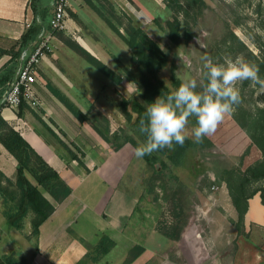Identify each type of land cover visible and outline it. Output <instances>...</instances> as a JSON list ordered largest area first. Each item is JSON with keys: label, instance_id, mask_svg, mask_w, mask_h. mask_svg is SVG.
<instances>
[{"label": "crops", "instance_id": "crops-1", "mask_svg": "<svg viewBox=\"0 0 264 264\" xmlns=\"http://www.w3.org/2000/svg\"><path fill=\"white\" fill-rule=\"evenodd\" d=\"M52 1L0 0V72L11 65L13 59L9 51L18 47L22 34L34 19L40 21L44 9H48V15L43 22L48 24ZM69 22L65 23L68 30L62 31L64 36L71 34ZM74 38L92 55L116 70L99 43H94L85 34L74 35ZM51 41V51L41 59L36 69V80L31 86L37 101L36 108L25 104L14 110L3 105L1 99L8 82L0 85V115L59 174L71 188V193L62 202L56 203L43 192L54 205V211L39 226L36 241L30 236V215L24 219L22 229L11 228L2 214L0 197V259L14 255L17 259L25 260L26 264H77L86 259L88 252L80 239L95 245L102 235L115 243L109 252L125 244V248H122L123 255H126L138 243L133 242L138 240L133 239L138 232L148 235V239L159 233L155 228L156 216L149 217L142 203L145 161L135 155V149L129 143L116 151L110 149L95 129L74 117L48 86L62 92L82 113L91 110L105 114L112 133L126 126L118 103L122 98L127 99L129 81L119 71L122 77L119 83L111 80L90 87L62 40L54 35ZM17 61L13 78L19 65ZM70 153H75L83 165ZM15 174L16 161L0 143V175L14 180ZM28 179L35 184L29 175ZM2 180L0 178L4 184ZM254 198L257 200L256 207L262 205L259 195L248 199L243 217L245 232L251 226L264 228V211L256 218L248 216L250 201ZM148 224L151 225L149 229ZM129 243H133V246H128ZM107 254L92 264H111L105 259Z\"/></svg>", "mask_w": 264, "mask_h": 264}, {"label": "rangeland", "instance_id": "rangeland-1", "mask_svg": "<svg viewBox=\"0 0 264 264\" xmlns=\"http://www.w3.org/2000/svg\"><path fill=\"white\" fill-rule=\"evenodd\" d=\"M88 1L107 15L121 32L123 28L117 21L121 25H127L130 18L134 25H139L152 40L168 51L170 61L176 66L175 75L180 81V77L188 75L197 81L199 87L204 56H209L220 64L238 56L250 64H255L257 59L264 64V49L261 48L262 45L264 47V0H203V5L197 0H180V13L168 9L163 0H69L65 23L70 21L72 24L69 27L71 34L64 36L62 31L68 30L65 28L54 31L53 36L57 39H75L74 35L81 34L89 36L94 43L101 45L116 70L106 65L118 75L121 71L122 76L127 78L121 66L130 65L128 47L99 17ZM195 7L201 13L192 26L193 37L180 46L174 45L159 25L164 27L167 20H172L177 15L182 33L183 20H191ZM65 49L75 59L90 87L111 81L69 47ZM169 67L170 64L159 73L164 80H168ZM259 70L260 76L264 78V69ZM128 81L127 99H130L137 95L139 88L134 82ZM237 87L241 106L246 109L264 106V89L260 86L244 81L238 83ZM86 113L91 120L95 117L100 125H104L102 117H106L105 114L91 110ZM234 115L235 111L225 116L231 120L232 126L217 127V134L210 139L214 146L209 153L194 157L190 166L174 170L193 191L190 193L187 224L179 240H167L157 232L152 240L148 239V235L138 232L133 238L138 240L132 241L138 242L134 246H140L143 251L130 264H264V228L251 226L248 232L242 228L239 233L237 213L231 204L226 184L216 177L215 171L218 173L219 168L237 165L246 148V144H242L246 134L230 132L231 128L237 126ZM221 123L225 124V121ZM193 127L195 126L188 124L189 137ZM223 137L225 142L222 144L220 141ZM191 166L195 167L196 172L190 169ZM155 168L160 170L158 162L150 165L145 162L142 203L144 212L147 211L149 217L156 216L155 226L168 230L172 224L171 193L165 190L161 177L154 172ZM260 186L264 190V183L259 182L254 183L252 188ZM256 202V198L250 201L248 216L256 218L264 211V206H255ZM150 226L148 224L147 229ZM132 244L129 243L128 246ZM124 246L125 244L111 250L105 259L111 264H124L127 255H123ZM82 264L92 263L86 259Z\"/></svg>", "mask_w": 264, "mask_h": 264}, {"label": "trees", "instance_id": "trees-1", "mask_svg": "<svg viewBox=\"0 0 264 264\" xmlns=\"http://www.w3.org/2000/svg\"><path fill=\"white\" fill-rule=\"evenodd\" d=\"M163 1L168 9L176 13L182 11L180 0ZM197 2L200 5L204 4L203 0H197ZM89 5L125 43L130 51V65L121 66V70L125 73L128 80L137 84L139 89L136 96L130 99L122 98L118 103L119 111L126 121V126L111 133L106 117H102L104 125H100L95 117L94 120L93 118L91 120L87 113H82L58 89L51 85L48 87L51 93L74 117L80 122L89 123L109 145L110 149L116 151L124 144L129 143L136 150L147 139L146 134L140 131V121L145 120L147 122L145 116L147 104L154 102L159 96L167 97V95L179 87L181 81L175 75L176 66L170 61L168 51L161 48L152 40L139 25H134L132 19L128 18L127 25H121L122 23L117 21L120 27L123 28V32H121L107 15H104L96 9L91 2H89ZM197 8L195 7L194 12L191 14L190 21L186 18L183 20L182 33L180 32V21L177 19V15L172 20H167L164 27L159 25V28L165 32L167 38L174 45L180 46L182 42H188L193 37L192 26L196 22L197 16L201 13L198 10L199 8ZM47 12L48 9L42 10L40 21L34 19L22 34L18 47L9 51L13 61L10 66H7L0 72V85L3 86L13 79V71L18 64L17 60L20 53L23 50L30 49L31 51L33 49L41 28L48 25H45L43 22V19L48 15ZM187 17L190 16L188 15ZM60 39L73 52L82 57L110 80L115 83L121 81V77L115 71L92 55L75 39L71 37H61ZM261 48L262 50L264 49L263 45ZM169 64L170 74L168 80H164L160 77L159 73ZM255 65L264 69L263 62L258 59L255 60ZM201 81V84L207 83V79L203 76V70ZM202 90L200 86L196 89L197 92ZM23 105H25L24 102L20 104L19 108ZM234 119L237 126L231 128L230 132L245 133L247 137L244 136L242 144L245 143L246 148L240 155L237 165L222 167L219 168L218 173L217 170L215 172L217 179L226 184L231 204L237 213L236 225L240 233V230L243 228V217L247 210L248 199L258 193L261 204L264 206L263 188L261 186L252 188L254 183H264V106L246 109L240 103L235 107ZM39 120L44 124L41 119ZM224 121L225 124L220 123L218 127H230L233 124L227 117L224 118ZM189 124L196 126V118L194 116L189 118ZM48 130L50 131V129ZM216 134L217 132L204 137L200 143L193 142V139L190 137L185 140L183 146L174 144L171 148L154 151L150 155L142 157L149 165L155 162L159 163L160 170L155 168L154 172L161 177L165 190L171 193L172 224L168 230H164L158 225L155 226L156 230L169 240H179L181 232L187 224L188 209L191 203L190 193L193 192L190 186L174 170L190 166L191 160L194 157L209 153L214 146L210 139ZM220 142L223 144L225 137ZM0 143L16 161L14 180L0 175V178H3L2 181L4 182V184L0 182L2 214L7 224L17 230L23 228L24 219L30 215V236L36 241L39 226L54 211V205L43 195V192L47 193L56 203H60L70 195L71 188L35 152L21 135L6 123L1 115ZM70 154L73 159H77L83 165L81 159L75 153ZM190 169L196 172L194 166H191ZM28 175L33 179L35 184L28 179ZM196 176H198V173ZM153 200L156 199L153 198ZM80 241L87 248L88 252L85 258L91 263L98 261L115 245L114 241L106 235H102L95 245H89L82 239ZM142 251L143 249L140 246L132 247L124 259V264L133 262ZM0 260L2 264H26L25 260L17 259L14 255L4 256ZM83 261L81 260L77 264H82Z\"/></svg>", "mask_w": 264, "mask_h": 264}, {"label": "clouds", "instance_id": "clouds-1", "mask_svg": "<svg viewBox=\"0 0 264 264\" xmlns=\"http://www.w3.org/2000/svg\"><path fill=\"white\" fill-rule=\"evenodd\" d=\"M203 76L206 84L199 85L192 77H180L179 87L167 97H157L147 104L145 120L140 121V131L146 134V142L138 146L135 155L142 158L154 151L171 148L174 144L183 146L190 138L189 118H196V126L191 129L193 142L200 143L203 138L216 132L226 115L235 111L241 103L238 83L249 81L264 89V78L259 67L250 64L243 57L229 58L223 64L215 63L209 56L202 57Z\"/></svg>", "mask_w": 264, "mask_h": 264}, {"label": "built area", "instance_id": "built-area-1", "mask_svg": "<svg viewBox=\"0 0 264 264\" xmlns=\"http://www.w3.org/2000/svg\"><path fill=\"white\" fill-rule=\"evenodd\" d=\"M51 4L52 14L48 25L41 28L33 49L31 51L23 50L20 53L16 74L7 84L2 96L1 103L14 110H18L22 102L31 108H36L37 101L31 90V86L36 80V69L41 59L51 51L53 32L66 28V9L69 6V0H53Z\"/></svg>", "mask_w": 264, "mask_h": 264}]
</instances>
